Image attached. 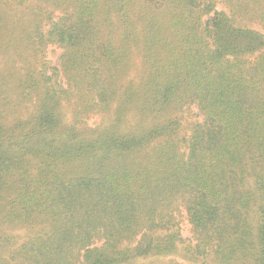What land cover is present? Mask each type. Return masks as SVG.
Segmentation results:
<instances>
[{
	"label": "trees",
	"instance_id": "16d2710c",
	"mask_svg": "<svg viewBox=\"0 0 264 264\" xmlns=\"http://www.w3.org/2000/svg\"><path fill=\"white\" fill-rule=\"evenodd\" d=\"M139 260L264 264V0H0V264Z\"/></svg>",
	"mask_w": 264,
	"mask_h": 264
},
{
	"label": "rangeland",
	"instance_id": "374dc122",
	"mask_svg": "<svg viewBox=\"0 0 264 264\" xmlns=\"http://www.w3.org/2000/svg\"><path fill=\"white\" fill-rule=\"evenodd\" d=\"M61 55V50L58 49L57 47H50L46 58L52 63V64H57L58 60H59V56ZM195 115H198V112L196 110L193 109V111L190 113V115L186 116V118L188 119H194ZM180 230H181V237L183 240L188 241L191 238V234H190V227L187 223V221L182 218L181 220V224H180ZM20 235H25L26 233H19ZM144 263H147V261H144ZM134 264H143V262L141 260L135 262Z\"/></svg>",
	"mask_w": 264,
	"mask_h": 264
}]
</instances>
